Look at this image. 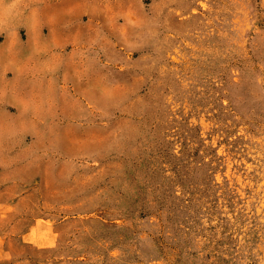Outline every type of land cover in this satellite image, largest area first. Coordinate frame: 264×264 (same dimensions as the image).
I'll list each match as a JSON object with an SVG mask.
<instances>
[{
    "label": "rangeland",
    "instance_id": "obj_1",
    "mask_svg": "<svg viewBox=\"0 0 264 264\" xmlns=\"http://www.w3.org/2000/svg\"><path fill=\"white\" fill-rule=\"evenodd\" d=\"M0 264H264V0H0Z\"/></svg>",
    "mask_w": 264,
    "mask_h": 264
}]
</instances>
